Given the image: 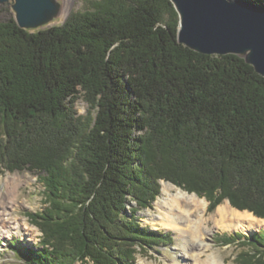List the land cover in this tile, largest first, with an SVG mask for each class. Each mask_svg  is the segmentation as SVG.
I'll return each mask as SVG.
<instances>
[{
    "label": "trees",
    "instance_id": "16d2710c",
    "mask_svg": "<svg viewBox=\"0 0 264 264\" xmlns=\"http://www.w3.org/2000/svg\"><path fill=\"white\" fill-rule=\"evenodd\" d=\"M177 24L169 0H94L35 33L0 22V174L37 175L46 204L26 213L39 242L11 243L26 264H135L172 243L136 215L161 181L264 220V77L178 43ZM216 241L264 264V229Z\"/></svg>",
    "mask_w": 264,
    "mask_h": 264
},
{
    "label": "water",
    "instance_id": "95a60500",
    "mask_svg": "<svg viewBox=\"0 0 264 264\" xmlns=\"http://www.w3.org/2000/svg\"><path fill=\"white\" fill-rule=\"evenodd\" d=\"M178 43L202 54H233L264 77V6L246 0H169ZM16 25L35 33L62 26L73 0H0Z\"/></svg>",
    "mask_w": 264,
    "mask_h": 264
},
{
    "label": "rangeland",
    "instance_id": "374dc122",
    "mask_svg": "<svg viewBox=\"0 0 264 264\" xmlns=\"http://www.w3.org/2000/svg\"><path fill=\"white\" fill-rule=\"evenodd\" d=\"M92 1L94 0H73L70 14L71 12L83 11L87 9L88 7H90ZM11 17H12V13L9 10V8L5 4H0V22H5L9 20ZM74 108L77 111V114L85 115L88 109V105L82 97H79L75 102ZM12 178H14L16 182H18L17 196H16V200L18 203L14 207H10V206L8 207V204L6 205L7 207L3 206V204H0V213L2 211H5L6 212L5 214L9 215L11 218H13V220L17 219L19 220V222L25 223V225L31 229V233L29 232L27 235H25L23 234V232L20 231V233L19 232L10 233L9 236L6 235L0 236V264H26L23 260H21L20 256L14 252L11 243L16 245L19 244L18 245L19 247H23V246L29 247L32 245H36L39 242V236L41 233L36 226L30 223V221L26 216V213L39 212L45 207L46 204L44 203V195H43L44 188L41 185V183L38 181L37 175H33L28 171L16 170L13 172L4 171L2 174H0V190L5 191L6 190L5 189L6 187L4 185L5 181ZM163 182L164 181L160 182L161 189ZM188 194H194V193H188ZM161 196L162 194L160 192L159 196L152 203L151 207L138 208L136 215L138 221L141 223L143 227H148L153 230H162L164 232H170L172 235V243L164 246L163 245L157 246L153 250L151 249L148 250L147 253H137L135 264H182V263L188 264L189 263L188 261L190 260L187 257H185V253H183L182 247L185 245L187 247L188 254L195 255V253L197 252V247L194 244V242L192 240H189L185 236L184 237L177 236L176 232L173 230L163 229L162 226L159 225L158 221L154 219V216L160 213L159 212L160 209H158L156 202L161 198ZM201 199H205V198L202 197ZM225 201L228 202V200L225 199L219 205L224 204ZM131 207H135L134 201H130L129 204L127 205V209ZM217 207H215V209L211 212L205 210L203 213V218L207 219L205 221V224L206 226L208 225L211 229V231L209 232L207 231L204 235L205 243L209 245L206 253L213 252L216 255V257L219 258L221 261H223L225 264H237L235 262V258L240 251V247L234 244L224 245L222 243H219L216 241V237L221 234H226V233L232 234L234 232H239L241 234L248 236L253 232L264 229V224L261 226L252 227L248 229V231H244V232L234 229L216 228L214 227V223L211 220V217L215 213ZM182 208L184 207L182 206ZM194 216H196V214H194ZM258 219L260 220V218ZM206 253H203L202 256L203 257L206 256ZM75 264H81V263L76 262ZM87 264H92V263L89 262Z\"/></svg>",
    "mask_w": 264,
    "mask_h": 264
},
{
    "label": "bare ground",
    "instance_id": "6f19581e",
    "mask_svg": "<svg viewBox=\"0 0 264 264\" xmlns=\"http://www.w3.org/2000/svg\"><path fill=\"white\" fill-rule=\"evenodd\" d=\"M4 185L6 190H0V204H3V206L8 204V207H14L18 203L16 200L18 182L12 178L6 180ZM161 194V198L156 202L160 213L154 216V219L158 221L163 229L173 230L177 236H185L194 242L197 247L195 255L188 254L185 245L182 247L185 257L190 260L188 264H225L213 252L206 253L209 245L205 243L204 235L207 231H211L210 227L205 224L207 219L203 218V213L206 210V200L195 194H188L165 181L162 184ZM5 213V211L0 213V236H9L10 233H20V231L25 235L31 233V229L25 223H21L17 219L13 220ZM211 220L216 228L234 229L243 232L264 224V220L255 218L248 211H238L232 208L227 201L217 207ZM203 253H206V256L203 257Z\"/></svg>",
    "mask_w": 264,
    "mask_h": 264
}]
</instances>
